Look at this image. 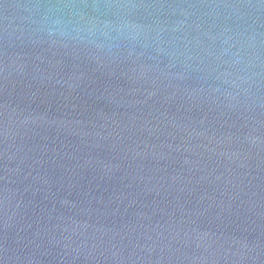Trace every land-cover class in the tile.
Returning <instances> with one entry per match:
<instances>
[{
	"label": "water",
	"instance_id": "95a60500",
	"mask_svg": "<svg viewBox=\"0 0 264 264\" xmlns=\"http://www.w3.org/2000/svg\"><path fill=\"white\" fill-rule=\"evenodd\" d=\"M0 264H264V0H0Z\"/></svg>",
	"mask_w": 264,
	"mask_h": 264
}]
</instances>
